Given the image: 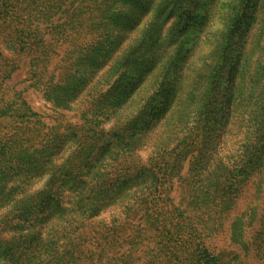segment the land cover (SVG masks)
I'll list each match as a JSON object with an SVG mask.
<instances>
[{"label":"rangeland","instance_id":"rangeland-1","mask_svg":"<svg viewBox=\"0 0 264 264\" xmlns=\"http://www.w3.org/2000/svg\"><path fill=\"white\" fill-rule=\"evenodd\" d=\"M0 264H264V0H0Z\"/></svg>","mask_w":264,"mask_h":264}]
</instances>
